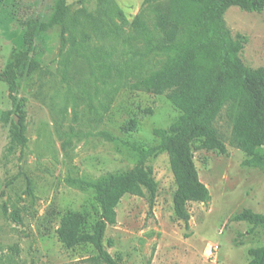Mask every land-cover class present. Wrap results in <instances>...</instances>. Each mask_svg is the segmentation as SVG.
<instances>
[{
	"label": "rangeland",
	"instance_id": "374dc122",
	"mask_svg": "<svg viewBox=\"0 0 264 264\" xmlns=\"http://www.w3.org/2000/svg\"><path fill=\"white\" fill-rule=\"evenodd\" d=\"M157 2L66 0L64 23L42 31L57 0H0V264H97L91 244L62 243L63 217L79 213L90 230L99 216L93 183L131 169L133 146L156 145L154 129L180 112L166 95L131 89L167 56L147 53L133 26L138 15L153 25ZM225 18L234 36L246 38V65L263 67L264 11L231 6ZM21 116L28 142L9 152L12 121ZM233 118L227 105L216 121L227 154L195 151L211 199L188 204L189 227L174 212L167 154L151 161L159 181L153 208L148 193L123 197L105 238L122 264H249V249L264 246V226L235 219L248 208L264 213V169L243 164L248 155L233 141ZM131 120L137 125L126 130ZM15 209L21 222L10 215Z\"/></svg>",
	"mask_w": 264,
	"mask_h": 264
},
{
	"label": "trees",
	"instance_id": "16d2710c",
	"mask_svg": "<svg viewBox=\"0 0 264 264\" xmlns=\"http://www.w3.org/2000/svg\"><path fill=\"white\" fill-rule=\"evenodd\" d=\"M231 6L250 12L264 11V0H159L154 7L153 25L138 15L133 26L145 41L147 53L167 54L162 65L131 85L136 91L166 95L179 109L177 118L165 128H155L156 145L135 144V165L126 171H108L93 183L99 213L90 230L82 229L79 213L64 216L58 235L62 243L73 248L91 244L97 254V264H122L105 243L109 225L117 222V207L124 196H145L148 193L153 208L159 181L151 161L162 154L170 159L176 190L173 195L175 215L189 227L190 202H208L211 193L200 179L195 162L199 149L228 153L227 145L216 121L227 105L233 111V141L246 152V166L264 169V66L252 68L244 62L242 51L245 36H234L225 18ZM66 0H57L54 12L40 25L45 31L65 20ZM70 25L74 32L77 18ZM35 25L29 24L25 39L30 40ZM24 117L12 121L9 152L23 151L28 142ZM137 120L124 128L134 129ZM78 182V181H76ZM80 182V181H79ZM8 212V208L5 207ZM18 222L21 212L10 213ZM236 220L264 226V213L246 209ZM249 264H264V246L249 249Z\"/></svg>",
	"mask_w": 264,
	"mask_h": 264
}]
</instances>
